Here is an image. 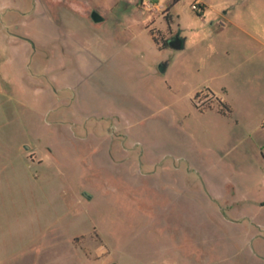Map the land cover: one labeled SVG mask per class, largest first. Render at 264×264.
Returning a JSON list of instances; mask_svg holds the SVG:
<instances>
[{
	"label": "rangeland",
	"instance_id": "1",
	"mask_svg": "<svg viewBox=\"0 0 264 264\" xmlns=\"http://www.w3.org/2000/svg\"><path fill=\"white\" fill-rule=\"evenodd\" d=\"M20 1L0 0L33 41L21 65L34 86L29 102L0 98L4 264H264V132L250 117L264 88L245 95L222 49L207 51L199 3ZM181 27L183 49L152 35ZM207 87L228 90L231 117L211 96L196 103L212 110L194 105Z\"/></svg>",
	"mask_w": 264,
	"mask_h": 264
},
{
	"label": "crops",
	"instance_id": "2",
	"mask_svg": "<svg viewBox=\"0 0 264 264\" xmlns=\"http://www.w3.org/2000/svg\"><path fill=\"white\" fill-rule=\"evenodd\" d=\"M179 2L173 6H176ZM193 3L201 4L202 11L198 12V17L203 20L204 28L207 31L206 34L209 36L208 40H203L206 47H208L207 51L209 53H216L217 55L216 51L222 49V62L226 65L230 64V67L228 69L226 68L227 72L234 71L238 73L240 78L239 86L242 89L241 92L243 91L242 93L247 95V89L253 90V88L257 94L262 93V89L264 88V0H217L215 3H210L208 0H194ZM19 4L24 6V0H21ZM212 6H218L214 9L215 12L211 11ZM1 9L0 3V11ZM244 12H250L252 17L251 21L242 17L240 13ZM12 22L13 17L11 15H7L5 21H3L0 15V98L4 96L5 98L18 102L21 95L22 102L24 103L29 102L30 93L32 100L34 96V86L29 81L27 72L25 73L24 64L21 65V63L27 61V54L32 49L33 41L29 39L28 31L22 32L21 34L12 32L9 28ZM18 27L19 23L15 22V28ZM180 32L184 37V29L182 27ZM186 43L187 38L185 37V46ZM19 52L21 55L17 56ZM18 57L21 58L19 65L17 64ZM161 64H165V71L161 70ZM169 67L170 64L168 61H163L159 64L158 69L160 72H166ZM249 72H255L252 77L253 80L251 79V81H249L250 78L248 77L243 78L244 74H248ZM169 88L172 90L174 87L172 84H169ZM206 90L212 91L215 97H220L231 106L232 113L230 115L220 113L217 107V112L220 115L231 117L234 110L228 100V90H224V93L220 95L212 88L207 87L204 90L196 91L194 97L196 93ZM209 96L206 95V97ZM249 96L246 97L247 100H250ZM212 108L204 110L198 109L200 112L205 113L212 110ZM250 117L254 120L255 127L258 130L255 134L257 136H260V134L263 135L264 111L260 113L252 111ZM234 122L236 125L242 123L241 119L238 118H234ZM260 138L257 140L260 141ZM173 166L177 167L178 165L174 163ZM0 264H4L1 256Z\"/></svg>",
	"mask_w": 264,
	"mask_h": 264
},
{
	"label": "trees",
	"instance_id": "3",
	"mask_svg": "<svg viewBox=\"0 0 264 264\" xmlns=\"http://www.w3.org/2000/svg\"><path fill=\"white\" fill-rule=\"evenodd\" d=\"M180 0H172V5L176 4L177 2H179ZM199 6H201V4H199ZM171 18H169L170 20ZM152 35L155 39V41L158 43V45L162 48H166L169 47V38H165V37H161L160 33H155V31H152ZM204 93H206L204 95ZM206 95H210L212 97V101L216 100L217 104H218V111L224 115H230L232 113V108L231 106L223 101L220 97H215L214 93L210 90H206V91H200L198 93H196L195 97H194V104L197 108L204 110L206 108L200 107L197 103H196V99L199 97H206Z\"/></svg>",
	"mask_w": 264,
	"mask_h": 264
},
{
	"label": "water",
	"instance_id": "4",
	"mask_svg": "<svg viewBox=\"0 0 264 264\" xmlns=\"http://www.w3.org/2000/svg\"><path fill=\"white\" fill-rule=\"evenodd\" d=\"M91 17L95 22H101L104 20V16L97 10H94L92 12ZM169 46L174 49H183L185 47V38L181 35L180 31H178L175 35H173L169 39ZM160 68L162 71H165V64H161ZM84 195L87 198H91V194L87 191L84 192ZM112 264H118V263L113 262Z\"/></svg>",
	"mask_w": 264,
	"mask_h": 264
},
{
	"label": "built area",
	"instance_id": "5",
	"mask_svg": "<svg viewBox=\"0 0 264 264\" xmlns=\"http://www.w3.org/2000/svg\"><path fill=\"white\" fill-rule=\"evenodd\" d=\"M199 6V4H194L193 7L194 8H197Z\"/></svg>",
	"mask_w": 264,
	"mask_h": 264
}]
</instances>
